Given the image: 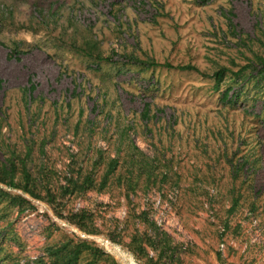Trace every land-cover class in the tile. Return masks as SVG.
Masks as SVG:
<instances>
[{"label":"rangeland","instance_id":"1","mask_svg":"<svg viewBox=\"0 0 264 264\" xmlns=\"http://www.w3.org/2000/svg\"><path fill=\"white\" fill-rule=\"evenodd\" d=\"M253 54L264 0H0V161L31 147L56 194L0 183V264H48L68 239L115 264H264V96L238 74ZM98 152L96 187L60 196Z\"/></svg>","mask_w":264,"mask_h":264},{"label":"trees","instance_id":"2","mask_svg":"<svg viewBox=\"0 0 264 264\" xmlns=\"http://www.w3.org/2000/svg\"><path fill=\"white\" fill-rule=\"evenodd\" d=\"M183 70H194L191 66H185ZM247 72V81L253 80L256 86V90H252V95L255 98H263L264 92L262 88L264 87V58L257 54H253V58L250 60L249 64L245 65L238 74ZM225 69H220L212 74V78L216 83L220 82ZM237 74V75H238ZM243 79V77H241ZM246 85V82H244ZM232 87H228L223 93V99H227ZM238 97V92H233L230 96L228 102H231V98L236 101ZM135 148V146L133 147ZM31 147H28L25 152L18 153L12 156L4 158L0 161V183L8 186L9 188H14L28 194L29 196L37 199H47L48 201H53L55 193L50 186V178L48 173L44 171L43 160L39 159V163L36 168L30 169L28 167V161L32 162L31 158ZM98 161H95L92 166L94 167L91 171L82 173L79 170L78 173L74 174L73 170H70L68 176L64 177V185L58 188V193L60 196L67 194H73L75 192H84L95 188L93 170L95 166L102 165L105 158L101 152H98ZM119 158H110L106 162V170L101 177L100 183L98 184L97 190L101 191L107 180L113 175L118 167ZM130 167L133 168L134 164L138 165V178L142 175L145 176V182H148L154 177V171L150 161L144 159L141 161L130 160ZM132 174V172H130ZM161 181L166 179L165 174H161ZM8 197L7 193H4L0 189V198ZM10 200L21 208L26 204V200L19 196H11ZM235 201L233 206H235ZM232 209V208H231ZM78 225V223H77ZM149 242V241H148ZM151 243V242H149ZM46 256L48 258V264H115L108 256L95 247L93 244H88L84 241H74L66 240L58 245L49 246L45 250ZM162 256H158L157 260H161ZM152 261V259H149Z\"/></svg>","mask_w":264,"mask_h":264}]
</instances>
